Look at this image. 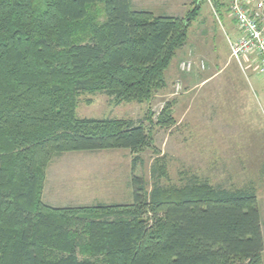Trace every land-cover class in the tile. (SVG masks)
Instances as JSON below:
<instances>
[{"label":"trees","instance_id":"trees-1","mask_svg":"<svg viewBox=\"0 0 264 264\" xmlns=\"http://www.w3.org/2000/svg\"><path fill=\"white\" fill-rule=\"evenodd\" d=\"M198 9L184 20L132 0H0V264H264L254 184L193 178L149 190L137 174L145 126L76 115L86 93L117 105L151 100ZM114 150L134 154L132 203L42 201L52 157ZM152 172L164 176L157 164Z\"/></svg>","mask_w":264,"mask_h":264},{"label":"rangeland","instance_id":"rangeland-1","mask_svg":"<svg viewBox=\"0 0 264 264\" xmlns=\"http://www.w3.org/2000/svg\"><path fill=\"white\" fill-rule=\"evenodd\" d=\"M219 2L229 5V0ZM197 4L193 0L186 8L192 11ZM153 12L165 15L164 9ZM224 13L217 0L199 3L188 20V43L151 100L117 105L102 92L86 93L78 100L76 115L145 126L151 139L137 153L143 160L137 174L149 190L156 181L180 187L193 178L226 188L254 184L264 217V99L255 95L264 90V78L253 64L245 63L243 69L231 57L228 36L237 33ZM133 157L123 150L55 155L45 169L42 201L53 208L130 204ZM156 164L164 174L160 180L153 177ZM144 217L152 218L151 212Z\"/></svg>","mask_w":264,"mask_h":264},{"label":"built area","instance_id":"built-area-1","mask_svg":"<svg viewBox=\"0 0 264 264\" xmlns=\"http://www.w3.org/2000/svg\"><path fill=\"white\" fill-rule=\"evenodd\" d=\"M228 14L237 29V37L228 39L231 57L243 69L253 64L264 78V0H229Z\"/></svg>","mask_w":264,"mask_h":264},{"label":"crops","instance_id":"crops-1","mask_svg":"<svg viewBox=\"0 0 264 264\" xmlns=\"http://www.w3.org/2000/svg\"><path fill=\"white\" fill-rule=\"evenodd\" d=\"M196 1H198V4L196 3L197 4L196 7H197V6H199V3L202 0H196ZM217 2H218L219 9H223V11H225V13H224L225 19L227 21L230 20L228 22V24H230V27H232V24L230 22H233V21L229 17L228 7L227 6L225 7L224 3H220L219 0H217ZM189 3L190 4L193 3V0H132L133 8L136 10L149 11V12L154 13L153 12L154 9H164L165 15L172 16V17H179V18H184V16L189 14L190 11L186 8V6ZM178 7H180V9ZM233 24H234V22H233ZM234 26H235V24H234ZM236 33H237V29H236ZM236 37L237 36H235L234 38H236ZM229 38L230 37L228 36V39ZM213 77L208 78V80H206V82H209V80H211ZM251 87L253 88L252 84H251ZM255 91H256L255 95L257 94V96H259V98H262V100H261V102H262L264 99V90L263 89H260V90L257 89ZM261 102H259V103H261ZM261 216H262V222L264 225V217L262 214H261Z\"/></svg>","mask_w":264,"mask_h":264}]
</instances>
